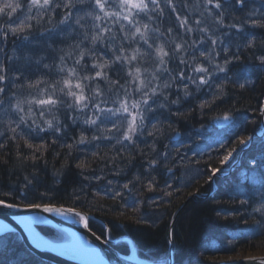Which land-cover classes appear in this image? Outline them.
Wrapping results in <instances>:
<instances>
[{"label": "clouds", "instance_id": "1", "mask_svg": "<svg viewBox=\"0 0 264 264\" xmlns=\"http://www.w3.org/2000/svg\"><path fill=\"white\" fill-rule=\"evenodd\" d=\"M261 125L264 0H0L2 202L60 208L102 244L189 196L264 230V151L255 184L202 190Z\"/></svg>", "mask_w": 264, "mask_h": 264}, {"label": "trees", "instance_id": "2", "mask_svg": "<svg viewBox=\"0 0 264 264\" xmlns=\"http://www.w3.org/2000/svg\"><path fill=\"white\" fill-rule=\"evenodd\" d=\"M252 115L249 113L250 117ZM252 136L254 140L264 136V127L261 125L253 129ZM243 147L242 145L241 150L237 149V152L233 153L228 163L223 162L224 156H222L217 167L209 169L210 175L215 174L216 183L213 187L209 181L202 190L214 193V199H222L226 188L246 186L239 181L249 175L246 161L254 152L264 151V145L252 144L242 151ZM232 166L234 169L231 171ZM220 168H224L222 172L219 171ZM212 199L189 196L177 208L168 211L164 218H158L155 228L141 225L130 227L129 231L124 233L109 225L110 238L114 240L126 237L132 245L135 244L140 259L163 264L168 262L170 254L173 264H215L220 255L235 256L246 252H264V230L257 229L243 220L236 224L231 220L218 218L214 209L228 208L229 205L213 204ZM89 227L96 235L104 237L103 231ZM38 230L44 237L54 242L68 238L66 234L52 227L41 226ZM57 232L62 233V237H58ZM4 239L7 241V246L0 249L2 264H9L10 261L20 257L30 261V264H52L35 257L26 249L21 239L15 238L14 234H9ZM114 247L121 253H128L125 241L115 244Z\"/></svg>", "mask_w": 264, "mask_h": 264}, {"label": "water", "instance_id": "3", "mask_svg": "<svg viewBox=\"0 0 264 264\" xmlns=\"http://www.w3.org/2000/svg\"><path fill=\"white\" fill-rule=\"evenodd\" d=\"M233 169V167H232ZM7 204V203H5ZM5 204H0V234H2L7 225L5 222L10 223L18 234L21 235V239L25 247L37 258L52 263V264H108V260H111L117 252L109 244H102V239H97V235H92V231H88L81 227L79 229L78 222L67 218V222L54 223L56 219L54 216L48 219L50 214H44L39 217V224L32 225L28 223L23 215H10L14 210L5 207ZM19 214H27L32 211L30 208L20 207L16 210ZM5 221V222H4ZM51 225L66 232L72 241H80L86 245L93 252L95 256L94 261H86L78 258H72L67 256L62 251L58 250L59 245L52 244L42 237L37 231V226L40 225ZM86 232V235L84 234ZM71 241V242H72ZM130 242V241H128ZM38 249H32L31 244ZM97 245L99 247H97ZM129 245H131L129 243ZM102 248V251H101ZM108 258V260H107ZM260 258H264V255L247 256L233 261L223 262L219 264H259ZM120 259L123 264H148V262L139 259L137 256H125L121 255ZM168 264H172L171 256L168 258Z\"/></svg>", "mask_w": 264, "mask_h": 264}, {"label": "snow or ice", "instance_id": "4", "mask_svg": "<svg viewBox=\"0 0 264 264\" xmlns=\"http://www.w3.org/2000/svg\"><path fill=\"white\" fill-rule=\"evenodd\" d=\"M124 2L127 4L128 9L131 10V9L139 8L141 0H124ZM245 3H246V0H245ZM241 7H243V5H241ZM78 99H79V97H78ZM240 143H243V140H241ZM228 159H229V156L226 155L224 157V160H228ZM247 171H248L249 175L246 176L243 180H239L240 183H243L245 185H247V184H255L257 182V177L253 173H251L250 170H247ZM0 204H5V202L0 201ZM5 207L8 208V209H13L14 210L12 213H10V215H23L25 220L28 223H30L32 225L39 224V217L41 215L36 216V215L19 214L16 211L17 209L20 208L19 205H14V204L7 203V204H5ZM26 208H30V209H41V208H43V213L44 214H49V213H52V212H56L57 214H62V209L55 208V207L50 206V205H43V206H41L39 204L27 205ZM51 218H52L51 216H48V219H51ZM5 224L7 225L5 231L2 234H0V249L5 248L7 246V241L4 239L5 236H7L9 234H14L15 238L17 240H20L22 238L21 235L17 233L16 228H14L10 223L5 222ZM169 243L171 244L172 241L170 240ZM31 248L32 249H38L35 246H33L32 244H31ZM132 248H134L135 252H136V248H135V244L134 243L132 245ZM135 252L133 253V255H135ZM146 261H148V264H152L151 260H146ZM0 264H2V262H0ZM9 264H30V261L24 259L23 257H20V258L14 259L13 261H10ZM259 264H264V260H260Z\"/></svg>", "mask_w": 264, "mask_h": 264}, {"label": "rangeland", "instance_id": "5", "mask_svg": "<svg viewBox=\"0 0 264 264\" xmlns=\"http://www.w3.org/2000/svg\"><path fill=\"white\" fill-rule=\"evenodd\" d=\"M263 127H264V125H262ZM253 137V136H252ZM247 149V148H246ZM232 159V157H229V161ZM228 161V162H229ZM223 162H225V163H228L227 161H225L224 160V158H223ZM229 173H231V172H229ZM226 175H228V173L226 174ZM215 176V174H213V177ZM75 221V220H74ZM77 222V221H76ZM41 226H48V227H52V228H54V229H58L57 227H54V226H51V225H46V224H44V225H40V226H37V231L40 233V231L38 230V228L39 227H41ZM58 230H60L61 232H63L64 234H66L67 236H68V238L67 239H63V240H60V241H58V242H54V241H52V240H49L48 238H46V237H44L41 233V235H42V237L44 238V239H46L48 242H50V243H52V244H56V245H59V246H57L58 247V250L59 251H61L60 249H59V247H60V245H62V244H69V243H71V238H70V236L66 233V232H64V231H62L61 229H58ZM98 236V235H97ZM100 239H102V240H105L106 239V234L104 233V237H100V236H98ZM21 241H22V239H21ZM123 241H125L126 242V244H127V246H128V253H126V254H124V253H121L122 255H125V256H131V255H133V253L135 252V249L134 248H132V243H131V241L128 239V238H126V237H123V238H117V239H114V240H112L111 238H110V240H109V242L111 243V246L113 247V249H115V247H114V245L115 244H117V243H119V242H123ZM128 241H130V242H128ZM23 242V241H22ZM129 243L131 244V245H129ZM24 244V243H23ZM25 246V245H24ZM27 249V248H26ZM28 250V249H27ZM116 250V249H115ZM29 251V250H28ZM117 252H119L118 250H116ZM30 252V251H29ZM63 253H65L67 256H69V257H72V258H78L77 256H76V254H77V252H75V251H71V250H69V249H66V250H63ZM256 255H264V252H260V251H255V252H246V253H244V254H238V255H235V256H224V255H220L219 257H218V262L217 263H215V264H219V263H225V262H228V261H233V260H237V259H240V258H245V257H247V256H256ZM134 256H137V251L135 252V255ZM169 256H171V259H172V255L170 254ZM36 257V256H35ZM138 257V256H137ZM139 258V257H138ZM39 259V258H38ZM78 259H82L83 260V258H78ZM140 259V258H139ZM41 260V259H40ZM142 260V259H141ZM43 261V260H42ZM144 261H146V260H144ZM46 262V261H45ZM146 262H148V261H146ZM152 264H163V263H153L152 262ZM166 264H168V262L166 263ZM173 264V263H172Z\"/></svg>", "mask_w": 264, "mask_h": 264}, {"label": "bare ground", "instance_id": "6", "mask_svg": "<svg viewBox=\"0 0 264 264\" xmlns=\"http://www.w3.org/2000/svg\"><path fill=\"white\" fill-rule=\"evenodd\" d=\"M59 249L63 252V250L69 249L71 251L77 252L76 256L78 258H83L86 261H94L95 256L93 255V252L88 248L86 245H84L80 241H72L69 244H62L60 245Z\"/></svg>", "mask_w": 264, "mask_h": 264}]
</instances>
